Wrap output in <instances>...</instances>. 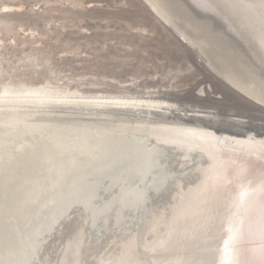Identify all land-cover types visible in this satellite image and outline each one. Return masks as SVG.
I'll use <instances>...</instances> for the list:
<instances>
[{
	"label": "bare ground",
	"instance_id": "obj_1",
	"mask_svg": "<svg viewBox=\"0 0 264 264\" xmlns=\"http://www.w3.org/2000/svg\"><path fill=\"white\" fill-rule=\"evenodd\" d=\"M14 1L0 5V80L50 63L28 55L17 67L7 55L23 10ZM144 1L226 84L264 107L259 0ZM46 68V84L32 72L0 82V264H113L149 224L171 227L163 258L172 264H219L225 242L229 258L259 264L264 134L239 118L188 116L163 99L88 96V86L72 89Z\"/></svg>",
	"mask_w": 264,
	"mask_h": 264
},
{
	"label": "rangeland",
	"instance_id": "obj_2",
	"mask_svg": "<svg viewBox=\"0 0 264 264\" xmlns=\"http://www.w3.org/2000/svg\"><path fill=\"white\" fill-rule=\"evenodd\" d=\"M4 3L11 0L0 1ZM14 3L23 10L17 13L14 26L18 46L7 55L17 67L22 64L17 61L28 55L41 60L48 57L50 63L19 78L5 74L7 83L27 80L32 72L34 83L46 84V75L40 74L49 66L53 76L65 78L62 84L69 82L72 89L80 83L88 86L83 89L88 96L105 92V97L163 99L188 116L215 115L232 124L239 118L264 134V107L226 84L202 55L183 43L141 0ZM30 29L40 34L35 40L38 44H31ZM23 41L30 42L22 45ZM92 82L99 87H89Z\"/></svg>",
	"mask_w": 264,
	"mask_h": 264
},
{
	"label": "snow or ice",
	"instance_id": "obj_3",
	"mask_svg": "<svg viewBox=\"0 0 264 264\" xmlns=\"http://www.w3.org/2000/svg\"><path fill=\"white\" fill-rule=\"evenodd\" d=\"M233 2L234 0H222V4L225 7L230 6ZM259 7L262 12L260 17L261 29L264 30V0H259ZM262 39H264V36H262ZM228 175L229 173L225 171L226 179ZM259 191L262 197H264V175H262L260 179ZM242 195H247V192L242 193ZM188 222L187 219L184 220L185 224ZM170 231V226L166 229L162 226L157 228L155 224H149L147 235L141 234L139 239L135 242L134 247L129 244L128 250L125 251L124 256L114 261L113 264H172V262L163 258L164 253L171 245V239L169 238ZM259 233L262 241L259 264H264V204L261 205L260 209ZM130 239L131 237L126 238V243L127 240ZM153 241H155V244H153ZM227 248L228 244L225 242L224 255L219 261V264H241L240 261L228 257ZM154 256L158 258L154 260ZM83 264H87V261H84ZM185 264H187V262H185ZM191 264H212V261H194L191 262Z\"/></svg>",
	"mask_w": 264,
	"mask_h": 264
},
{
	"label": "water",
	"instance_id": "obj_4",
	"mask_svg": "<svg viewBox=\"0 0 264 264\" xmlns=\"http://www.w3.org/2000/svg\"><path fill=\"white\" fill-rule=\"evenodd\" d=\"M143 1V3H144V5H146L147 7H148V9L150 10V11H152V13H154L153 12V10L150 8V6L144 1V0H142ZM155 15V14H154ZM157 16V15H156ZM158 17V16H157ZM159 18V17H158ZM160 19V18H159ZM161 20V19H160ZM162 21V20H161ZM176 36L178 37V38H180L179 37V35L178 34H176ZM236 135H240V133H235Z\"/></svg>",
	"mask_w": 264,
	"mask_h": 264
}]
</instances>
